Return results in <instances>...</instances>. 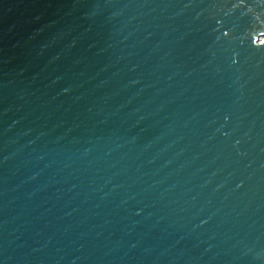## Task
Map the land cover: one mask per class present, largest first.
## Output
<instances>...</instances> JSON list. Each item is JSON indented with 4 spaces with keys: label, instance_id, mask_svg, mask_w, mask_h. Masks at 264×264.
Here are the masks:
<instances>
[{
    "label": "water",
    "instance_id": "95a60500",
    "mask_svg": "<svg viewBox=\"0 0 264 264\" xmlns=\"http://www.w3.org/2000/svg\"><path fill=\"white\" fill-rule=\"evenodd\" d=\"M0 264H264V0H0Z\"/></svg>",
    "mask_w": 264,
    "mask_h": 264
}]
</instances>
